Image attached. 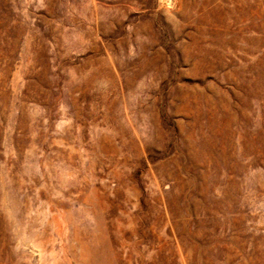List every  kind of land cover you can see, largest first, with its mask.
<instances>
[{
	"label": "rangeland",
	"instance_id": "rangeland-1",
	"mask_svg": "<svg viewBox=\"0 0 264 264\" xmlns=\"http://www.w3.org/2000/svg\"><path fill=\"white\" fill-rule=\"evenodd\" d=\"M0 264H264V0H0Z\"/></svg>",
	"mask_w": 264,
	"mask_h": 264
}]
</instances>
